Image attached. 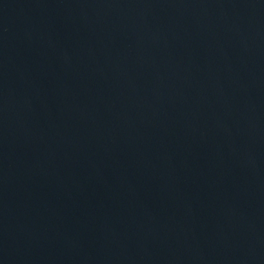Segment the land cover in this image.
I'll return each mask as SVG.
<instances>
[{"label": "water", "instance_id": "obj_1", "mask_svg": "<svg viewBox=\"0 0 264 264\" xmlns=\"http://www.w3.org/2000/svg\"><path fill=\"white\" fill-rule=\"evenodd\" d=\"M0 264H264V0H0Z\"/></svg>", "mask_w": 264, "mask_h": 264}]
</instances>
